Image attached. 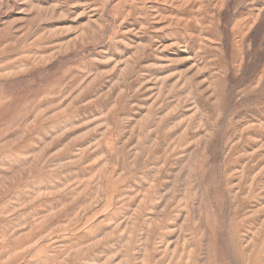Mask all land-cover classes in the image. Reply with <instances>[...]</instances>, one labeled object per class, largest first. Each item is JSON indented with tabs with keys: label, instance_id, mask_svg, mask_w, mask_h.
Here are the masks:
<instances>
[{
	"label": "rangeland",
	"instance_id": "obj_1",
	"mask_svg": "<svg viewBox=\"0 0 264 264\" xmlns=\"http://www.w3.org/2000/svg\"><path fill=\"white\" fill-rule=\"evenodd\" d=\"M0 264H264V0H0Z\"/></svg>",
	"mask_w": 264,
	"mask_h": 264
}]
</instances>
